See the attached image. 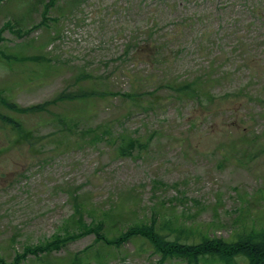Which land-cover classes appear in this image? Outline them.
<instances>
[{"label":"rangeland","instance_id":"obj_1","mask_svg":"<svg viewBox=\"0 0 264 264\" xmlns=\"http://www.w3.org/2000/svg\"><path fill=\"white\" fill-rule=\"evenodd\" d=\"M47 2L0 0V28L12 26L0 50L17 58L0 57V92L21 107L95 93L37 113L0 105L31 132L0 121V257L62 233L74 202L85 222L116 215L105 227L117 230L153 216L219 237L264 226V0H54L43 12ZM198 78L206 99L170 87ZM119 134L139 146L121 153ZM94 239L19 264L86 253L88 264H159L142 238Z\"/></svg>","mask_w":264,"mask_h":264},{"label":"trees","instance_id":"obj_2","mask_svg":"<svg viewBox=\"0 0 264 264\" xmlns=\"http://www.w3.org/2000/svg\"><path fill=\"white\" fill-rule=\"evenodd\" d=\"M54 3V0H48L44 6L43 12L47 7ZM46 17H43V20ZM5 28H12L10 22L4 24ZM0 28V32L3 29ZM0 57L10 60L17 59L15 56H10L0 50ZM24 59V58H23ZM207 80H202L206 83ZM200 78L192 81H185L178 86H170L178 93L184 94L187 97H194L200 99L201 97L208 98L209 92L201 89ZM95 92L81 88L75 91H66L58 94L54 99L45 101L43 103L21 107L15 102L10 101L0 92V105L14 112L19 113H37L46 111L47 106L55 104L59 100H68L81 102L87 100ZM130 98H135V93L126 94ZM0 121L8 125L10 129L17 132L21 139L31 138L28 135L29 131L24 132L21 123L14 119L11 115L0 112ZM64 128H68L71 124V119H60ZM59 121V122H60ZM103 137H110L111 132L108 127L94 128L92 132L98 133ZM95 136V135H94ZM123 145H120V151L123 154L131 152L135 146H139L136 138L130 135H118ZM74 211L70 220L62 227V233H56L51 239L46 240L37 245H26L21 253H17L13 260L6 262L4 258L0 257V264H19L20 261L28 254L34 255L35 258L40 255L51 254L59 251L65 247L69 241L75 240L83 235L94 234L95 242H101L108 246L120 247L121 244L135 238L144 239L151 248V253L158 256V263H162L167 259H175L183 261L185 264H264V226H247L242 225L236 229L233 235L229 237L209 236L203 231L193 229L189 225L177 226L170 218H163L157 222L155 216L148 222L143 220L127 225L124 230H117L115 222L107 226V221L114 218L116 215L109 212H102L100 217L92 216L89 222H85L83 210L84 204L81 202L73 203ZM90 210L87 213L90 214ZM93 214V213H91ZM75 224V226H72ZM117 230V235L109 236L111 231ZM92 257L97 261L103 259L102 255L97 250H91ZM89 254L84 257L74 254L72 257L66 259L67 264H88ZM63 259V258H62ZM57 259L41 260L42 264H59L64 261Z\"/></svg>","mask_w":264,"mask_h":264}]
</instances>
